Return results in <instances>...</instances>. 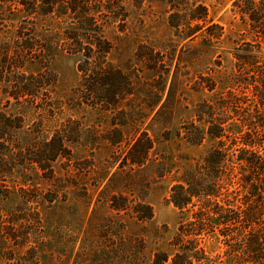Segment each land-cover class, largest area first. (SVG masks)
<instances>
[{
  "label": "trees",
  "instance_id": "trees-1",
  "mask_svg": "<svg viewBox=\"0 0 264 264\" xmlns=\"http://www.w3.org/2000/svg\"><path fill=\"white\" fill-rule=\"evenodd\" d=\"M126 1L0 0V196L16 190L25 205L31 185L46 191L76 186L62 183L65 172L57 162H74L71 145L81 138L82 122L68 117L51 134L44 122L62 112L63 101L54 95L57 74L49 64L64 51L78 57L79 73L66 105L109 117L103 138L116 149L109 152L115 171L108 166L93 190L113 210L127 209L139 221L153 217L152 204L136 197L135 189L109 188L116 179L136 184L144 168H155L148 185L151 176L173 170L155 156L157 144L172 138L169 128L151 131L156 119L171 121L182 56L175 55L173 42L162 49L138 43L132 55L122 57L121 34L131 15ZM144 1L133 3L140 7ZM158 1L178 44L193 47L196 58L201 48L223 39L224 27L202 0ZM232 7L252 39L234 48L228 88L215 100L198 101L195 119L177 130L189 144L210 138L214 145L171 186L169 200L186 215L170 240L172 250H157L153 264H225L220 254L210 253L209 240L222 244L223 255L238 264H264V0H233ZM196 76L194 90H215L212 76L198 70ZM33 112L39 118L31 121ZM87 168L95 171L92 158ZM13 175L20 180L6 183Z\"/></svg>",
  "mask_w": 264,
  "mask_h": 264
},
{
  "label": "rangeland",
  "instance_id": "rangeland-1",
  "mask_svg": "<svg viewBox=\"0 0 264 264\" xmlns=\"http://www.w3.org/2000/svg\"><path fill=\"white\" fill-rule=\"evenodd\" d=\"M202 1L214 22L224 27L225 34L220 42L201 48L198 58L193 47H181L182 42L178 44L168 25L164 6L158 4V0H145L140 7L133 0L126 1L131 15L126 32L121 34L125 36L121 39L125 47L122 57L132 55L138 43L162 49L173 42L177 43L175 55L182 56L171 121L167 123L164 118L156 119L151 131L156 133L165 125L169 128L172 138L157 144L155 156L158 161L165 159L173 170L163 177L151 176L153 180L148 185L147 180L154 174L155 168L143 167L136 184L116 179L109 188L110 191L135 189L136 197L152 204L153 217L148 221H139L127 209L120 212L113 210L106 200L98 199V190L93 189L100 174L108 166L114 172L118 165L112 162L109 153L116 149H110L103 138L109 117L91 108L77 110L66 105L65 101L79 83L78 57L60 51L51 60L49 68L57 74L54 95L58 101H63L62 112L44 122L49 134L68 117L82 122L81 138L71 145L74 162H57L62 176L65 172L62 183L76 186L47 192L43 187L31 185L24 195L27 200L25 205H21L22 196L16 190L7 197L0 196V264H153L157 250H172L170 240L186 213L169 200L171 186L184 170L191 168L214 145L210 138L200 145L189 144L176 135L177 130L195 119L198 101L215 100L228 88L229 78L235 71L234 48L238 43L252 39L247 32L248 25L232 7L233 0ZM37 68L36 65L31 67L33 70ZM197 70L217 81L215 90H194ZM149 77L150 74H147L145 80L149 81ZM167 111L170 112V109ZM37 114L32 113L31 121L39 118ZM149 121L150 118L147 123ZM20 135L25 142L26 131L20 132ZM117 149L118 153L120 148ZM91 158L95 164L92 173L87 168ZM67 168L68 173L65 171ZM14 179L20 180L13 175L6 178V183L11 184ZM85 192L88 194L85 195ZM129 197L132 198V195L129 194ZM9 231L14 232L16 237L12 238ZM207 245L210 253L215 256L220 254L225 264H238L223 255L222 244L209 240Z\"/></svg>",
  "mask_w": 264,
  "mask_h": 264
}]
</instances>
